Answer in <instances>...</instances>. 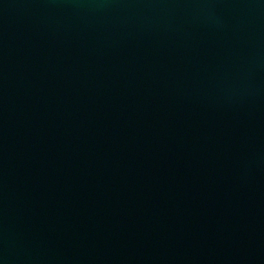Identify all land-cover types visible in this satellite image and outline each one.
Instances as JSON below:
<instances>
[{"label": "water", "instance_id": "95a60500", "mask_svg": "<svg viewBox=\"0 0 264 264\" xmlns=\"http://www.w3.org/2000/svg\"><path fill=\"white\" fill-rule=\"evenodd\" d=\"M0 264H264V0H0Z\"/></svg>", "mask_w": 264, "mask_h": 264}]
</instances>
